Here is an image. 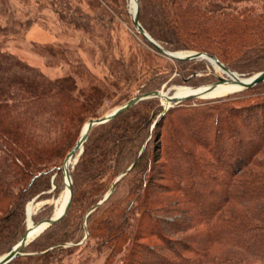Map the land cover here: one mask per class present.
Masks as SVG:
<instances>
[{
    "label": "rangeland",
    "instance_id": "374dc122",
    "mask_svg": "<svg viewBox=\"0 0 264 264\" xmlns=\"http://www.w3.org/2000/svg\"><path fill=\"white\" fill-rule=\"evenodd\" d=\"M210 1L199 2L206 5ZM10 3L22 27L19 34L0 32V42L47 79L70 78L76 86L73 97L89 109L68 145L36 181V193L25 203L20 232L30 223L56 216L67 188L65 174L58 166L75 147L89 117L106 115L127 98L147 91L163 90L172 96L211 84L226 74L207 58L181 61L159 53L134 26L132 0ZM219 3L216 11L205 12L202 17L222 19L230 13H264V0ZM139 10V21L147 33L174 51L189 54L207 50L220 54L226 65L243 78L264 69V48L245 55L219 36L200 34L186 37L165 33V39L171 40H161L147 29L159 17L153 0H142ZM0 24L7 23L0 18ZM164 108L163 98H145L112 122L93 126L88 140L71 159V179L81 188L80 192L86 188L80 163L85 145L94 146L95 138L108 126L131 115L133 120L141 119L145 129L134 146L126 147L119 172L106 171L101 195L74 202L63 219L47 224L25 246L24 254L9 264H152L161 259L176 264H264V251L259 246L264 220L258 219L263 217L259 204L262 200L256 204L244 197L240 201L234 194L242 172L264 177V82L175 103L155 123ZM258 112L259 120L255 119L253 125L243 123L242 117L246 119ZM152 130L137 169L119 178L111 197L87 217V210L112 190L113 182L131 165L142 140ZM223 145H235L243 152L230 155V149ZM249 157H253L252 162L234 175ZM140 175L143 183L135 189ZM138 193L141 201L134 202ZM119 214L126 221V237L106 243L105 227L113 228L112 222L117 223L115 217ZM101 219L106 222L102 224ZM18 232L0 242V258L17 243ZM159 233L174 238L179 253H169L168 238L161 239Z\"/></svg>",
    "mask_w": 264,
    "mask_h": 264
},
{
    "label": "trees",
    "instance_id": "16d2710c",
    "mask_svg": "<svg viewBox=\"0 0 264 264\" xmlns=\"http://www.w3.org/2000/svg\"><path fill=\"white\" fill-rule=\"evenodd\" d=\"M139 1L141 7L142 0ZM199 1L153 0V4L157 8V16L159 17L156 21L147 25L148 31L156 38L165 41L171 40L170 38L165 39V33L184 35L186 37H192L195 34L219 36L223 42L233 45L236 50L245 55L256 54L260 49L264 48V13L255 16L249 13L236 15L230 13L222 19H205L202 17L203 13L216 11L220 6V0H211L206 5H202ZM15 13L16 9L12 6L10 0H0V18L7 23L5 26L0 24V32L10 31L19 34L22 23ZM29 21L30 19L27 20V24ZM16 24L20 25L17 29L16 27L14 28ZM157 42L166 49L174 51V49L165 46L159 41ZM202 51L215 55L222 63L226 64L220 54L207 50ZM227 66L233 70V67ZM75 87L74 82L68 77L52 81L39 72L32 70L20 57L10 52L0 42V242L10 238L19 231L24 217L25 203L30 196L36 193V181L48 172L45 168L53 165L54 159L68 145L78 123L82 122V116L87 110L89 111L86 104L73 97ZM129 99L131 97L126 100L128 101ZM140 102L142 100L124 112L134 108ZM122 113L108 120V122H112ZM165 113L166 111L160 117L158 116L157 122L160 121ZM132 116L125 117L120 122L108 126L106 130L95 138L94 146L85 145L80 163L84 167V185L86 188L80 192L81 188L72 182L73 200L70 208L74 202H79L82 197L96 198L101 195L102 191H104L103 183L107 170L119 172L121 156L126 152V147L134 142L137 143L138 136L145 129L141 119L133 120ZM258 116L260 117L259 112L246 119L242 117L243 123L245 121L247 126L253 125L257 122L254 121L255 119L259 120ZM91 118L94 117H89L88 120ZM261 127H264V123L261 124ZM93 128H91L87 140ZM152 134L153 130L148 131V134L141 142L140 151L131 165L125 171L119 173L118 177L124 172L126 174V172L137 169ZM223 146L226 150L230 149V155L238 153L239 150H241V153L243 152L241 148L238 150L235 145ZM138 157L139 160L134 163ZM252 158H247L243 165L238 166L234 171V175L250 164ZM63 161L64 159L58 169L62 170ZM195 163L191 164L195 166ZM140 176L137 178L138 184L134 187L135 189L140 188L143 183L142 175ZM239 178L238 185L235 186V191L237 192V194L234 192L235 197H239L240 201L246 197L247 202L250 201L256 204L262 200V203L260 202L259 204L263 211L264 177L252 172H242ZM116 182H113L112 190L100 202H94L95 204L87 210V217H90L91 213L98 211L100 206L111 197ZM140 194L138 193L136 199L133 200L134 202L141 199ZM95 205L97 206L89 212ZM115 209L114 207L109 212L113 213ZM115 218L117 223L114 221L115 219L109 220L114 221L112 222L113 228L105 227L108 230L106 243L110 240L115 242L124 240L126 237L124 215L119 214ZM258 219L264 220V212L263 217ZM105 222L106 220L101 219L102 224ZM251 228L253 229V227ZM26 230L27 228L18 232L15 243L20 240ZM89 230L91 231V229ZM261 230L262 237L259 240V246L264 251V229ZM159 236L161 239L168 238L166 243L168 242L167 246L171 250L169 253H179V245L174 238L171 236L166 237L167 235L165 236L163 233H159ZM152 264H176V262L161 259L154 261Z\"/></svg>",
    "mask_w": 264,
    "mask_h": 264
},
{
    "label": "water",
    "instance_id": "95a60500",
    "mask_svg": "<svg viewBox=\"0 0 264 264\" xmlns=\"http://www.w3.org/2000/svg\"><path fill=\"white\" fill-rule=\"evenodd\" d=\"M135 3H136V7L134 10V14H133V24L137 28V30L145 37V39L149 43H151L152 46L159 53H161L162 55H164L168 58H171L174 60H181V61L191 60V59L207 58L210 61H212L214 64L218 65L225 72L226 75L219 77L215 82H213L211 84L203 85L201 87H196L193 90H191L190 92L182 94V95H172L171 96V95H168L163 90L147 91V92H144V93H141V94H138V95L132 97L131 99L126 101L124 104H122L121 106H119L118 108H116L115 110H113L112 112H110L106 115H103L101 117L91 118L88 121V123L84 126L79 140L77 141L75 147H73L71 149L70 153L67 155V157L65 158L63 165H62V170L65 174L66 184H67V188L69 191L68 199H67V202L64 206V209L62 210V212L60 214H58L54 217L42 219V220L34 223V225H32V226L29 225L27 227L26 232L23 234V236L20 238V240L14 246H12L4 256H2L0 258V264H8L15 257H17L19 255H23L25 246L31 240V238H30L31 232L33 230H35L38 226H40L42 224L52 225V224L56 223L57 221L61 220L66 215L68 209L71 206L72 200H73L72 179H71V175H70V168H68L67 165L71 161V159L75 155V153L83 147L85 141L87 140L89 132L94 125L105 123L106 121L114 118L116 115L124 112L125 110L129 109L134 104H136L137 102H139L140 100H143L145 98L160 97V98H163L166 100L167 105H165L164 110L159 115V117H160L165 111H167V109L169 107H171L175 103H179V102H182V101L190 99V98L207 95L210 92L217 89L218 86H220L222 84L236 83V84H239L242 86L240 89H246V88L254 87L255 85H257L261 82H264V69L261 70L260 72L256 73L250 79L243 78L238 73L231 70L226 64L222 63L218 57H216L215 55L210 54L208 52L199 51V52H194V53L182 55L178 51H170V50L166 49L164 46L160 45L155 39H153L147 33V31L144 29V27L142 26V24L139 21V11H140L139 10L140 9L139 1L135 0ZM158 118H157V120H158ZM157 120H156V122H157ZM139 157L135 160L134 163H136L139 160ZM124 173H122L119 177H117L114 182H116ZM96 206L97 205L93 206L89 210V212L92 211Z\"/></svg>",
    "mask_w": 264,
    "mask_h": 264
},
{
    "label": "bare ground",
    "instance_id": "6f19581e",
    "mask_svg": "<svg viewBox=\"0 0 264 264\" xmlns=\"http://www.w3.org/2000/svg\"><path fill=\"white\" fill-rule=\"evenodd\" d=\"M131 5H132V9L134 11L135 7H136L135 0H132V4ZM179 53L182 54V55L186 54L184 52H179ZM250 78L251 77H249L248 79H250ZM241 87H242L241 85L236 84V83H226V84H222V85L218 86V88L215 89L214 91L210 92L209 95H221V94L229 93L231 91L240 89ZM191 90H193V88L185 89L184 91H182L180 93H177L175 95H182V94L190 92ZM163 100L165 101V105H167L166 104V100L165 99H163ZM70 166H71V161L68 163L67 167L70 168ZM68 194H69V191H68V188H66L65 194H64V196L62 198L60 206L57 209L56 215L60 214L62 212V210L64 209V206H65V204L67 202V199H68ZM32 225H34V223H30V226H32ZM45 226H46V224H42V225L38 226L35 230H33L31 232L30 238L31 239L35 238L42 231V229L45 228Z\"/></svg>",
    "mask_w": 264,
    "mask_h": 264
}]
</instances>
